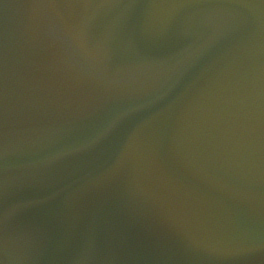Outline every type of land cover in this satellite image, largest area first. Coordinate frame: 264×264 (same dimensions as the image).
<instances>
[{"label":"water","instance_id":"1","mask_svg":"<svg viewBox=\"0 0 264 264\" xmlns=\"http://www.w3.org/2000/svg\"><path fill=\"white\" fill-rule=\"evenodd\" d=\"M0 264H264V0H0Z\"/></svg>","mask_w":264,"mask_h":264}]
</instances>
